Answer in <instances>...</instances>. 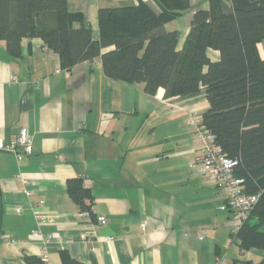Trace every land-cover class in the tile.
I'll use <instances>...</instances> for the list:
<instances>
[{"label": "crops", "instance_id": "obj_1", "mask_svg": "<svg viewBox=\"0 0 264 264\" xmlns=\"http://www.w3.org/2000/svg\"><path fill=\"white\" fill-rule=\"evenodd\" d=\"M136 1L66 0V9L79 13L98 40L99 6ZM208 6V0H190L189 10L165 25L177 31V51L193 12ZM222 9L231 11V1L222 0ZM34 21L38 29L81 24L50 11L36 13ZM208 55L219 57L212 49ZM207 108L202 93L181 99L159 88L149 95L143 83L111 79L99 58L66 73L39 37L22 39L19 58L0 39V136L10 140L20 128L32 135L30 154L0 152V264L43 255L60 264L62 251L85 264L260 261L263 250L240 249L238 223L222 191L195 161L200 148L189 118ZM70 177L89 179L97 222L67 193Z\"/></svg>", "mask_w": 264, "mask_h": 264}, {"label": "trees", "instance_id": "obj_2", "mask_svg": "<svg viewBox=\"0 0 264 264\" xmlns=\"http://www.w3.org/2000/svg\"><path fill=\"white\" fill-rule=\"evenodd\" d=\"M230 1L229 12L223 11L222 0H208V9L193 12L181 51L176 50L177 31L165 25L188 11L190 0L101 5L98 40L92 39L79 13L67 12L66 0H0V39L6 42L7 53L19 58L22 39L39 37L59 55L66 73L77 63L99 58L107 77L126 84L143 83L149 95L159 88L165 97L181 99L202 93L208 108L199 124L215 137L222 153L236 162L232 175L243 179L244 193L257 195L247 218L236 221L234 236L240 249L264 251V50L260 47L264 0ZM46 11L68 23L79 19L80 27L38 29L34 16ZM209 49L218 52L217 60L210 58ZM66 190L79 210L97 222L94 197L84 178H68ZM225 206L231 214L226 197ZM60 258V264H85L66 251ZM24 259L26 264L42 263L41 258ZM255 264H264V257Z\"/></svg>", "mask_w": 264, "mask_h": 264}, {"label": "built area", "instance_id": "obj_3", "mask_svg": "<svg viewBox=\"0 0 264 264\" xmlns=\"http://www.w3.org/2000/svg\"><path fill=\"white\" fill-rule=\"evenodd\" d=\"M192 121L196 129L195 141L201 149L196 158L197 164L208 180L222 189L233 219L241 221L247 218L250 208L257 200V195L244 193L243 179L232 175V168L236 162L222 153L220 146L215 142V137L199 124V117ZM31 151L32 135L26 128H20L15 137L10 140L0 136V152L10 153L20 158L30 154ZM84 183L89 185V179L84 178ZM98 223H104V219L99 218ZM33 235L39 236V230L34 231ZM80 238L84 239L85 235L82 234ZM41 259V264H49L45 255Z\"/></svg>", "mask_w": 264, "mask_h": 264}, {"label": "rangeland", "instance_id": "obj_4", "mask_svg": "<svg viewBox=\"0 0 264 264\" xmlns=\"http://www.w3.org/2000/svg\"><path fill=\"white\" fill-rule=\"evenodd\" d=\"M174 110H176V107L170 106V111H174ZM189 122H192L191 118H189ZM192 125L195 126V124H192Z\"/></svg>", "mask_w": 264, "mask_h": 264}]
</instances>
